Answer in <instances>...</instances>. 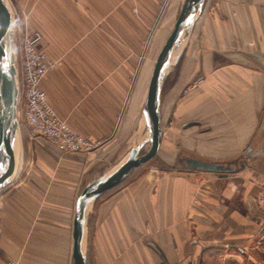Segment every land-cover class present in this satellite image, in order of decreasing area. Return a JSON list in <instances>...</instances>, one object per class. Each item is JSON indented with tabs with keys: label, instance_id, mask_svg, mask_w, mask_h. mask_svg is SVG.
<instances>
[{
	"label": "crops",
	"instance_id": "crops-1",
	"mask_svg": "<svg viewBox=\"0 0 264 264\" xmlns=\"http://www.w3.org/2000/svg\"><path fill=\"white\" fill-rule=\"evenodd\" d=\"M10 1L61 62L40 85L48 103L93 149L65 156L29 142L35 167L18 180V164L0 199V244L8 263L70 264L82 189L135 147L149 149V82L184 0ZM159 113L156 156L102 205L100 231L127 233H104L96 264H161L156 248L166 264H264L255 204L264 187V0L205 1L172 53ZM188 160L228 171H191Z\"/></svg>",
	"mask_w": 264,
	"mask_h": 264
},
{
	"label": "water",
	"instance_id": "water-1",
	"mask_svg": "<svg viewBox=\"0 0 264 264\" xmlns=\"http://www.w3.org/2000/svg\"><path fill=\"white\" fill-rule=\"evenodd\" d=\"M206 0H184L180 14L174 27L163 45L155 62L149 82L145 115L149 127V149L140 154L142 146L132 149L127 160L114 171L104 173L87 184L75 201V212L72 227V249L70 264H87V257L83 251L82 243L85 234L88 209L92 201L102 196L105 192L118 187L136 168L153 159L160 146V87L164 73L172 62V53L180 43L181 36L187 34L200 13ZM13 24L10 11L4 0H0V194L11 184L17 172L16 152L18 125L16 111L18 103V89L15 79L14 67V41ZM181 54L176 55V63ZM18 152V151H17ZM187 169L191 171L227 172L218 165L188 160ZM161 264H166L162 253Z\"/></svg>",
	"mask_w": 264,
	"mask_h": 264
},
{
	"label": "built area",
	"instance_id": "built-area-1",
	"mask_svg": "<svg viewBox=\"0 0 264 264\" xmlns=\"http://www.w3.org/2000/svg\"><path fill=\"white\" fill-rule=\"evenodd\" d=\"M14 41L15 79L18 89L16 121L18 132L25 130L32 138L40 139L56 149L61 155H86L93 144L71 129L48 103L41 82L47 74L61 66L58 60L49 59L42 49V35L29 32L26 16L11 11ZM195 80L183 91H189L199 83ZM255 204L263 215L264 223V187L255 197ZM8 264H15L9 261Z\"/></svg>",
	"mask_w": 264,
	"mask_h": 264
},
{
	"label": "rangeland",
	"instance_id": "rangeland-1",
	"mask_svg": "<svg viewBox=\"0 0 264 264\" xmlns=\"http://www.w3.org/2000/svg\"><path fill=\"white\" fill-rule=\"evenodd\" d=\"M6 4L8 3L11 7V1L10 0H4ZM7 4L10 14L11 10L9 5ZM12 16V14H11ZM20 132V133H19ZM17 132L18 135V156H17V164H19L20 167V173L18 180L22 178V175L26 172L25 170L32 169L31 167H35V161H36V156L32 154V152H28V150H33L35 149L34 145L30 144L29 142L31 140H34L35 138H32L25 130L20 129V131ZM25 150L27 151V155L24 154ZM145 172L144 169L139 170L138 175L141 176ZM127 183V180L122 183L120 186L110 190L109 192H106L99 198L95 199L94 201L91 202L90 207L88 209V217H89V224H86V231L84 234V253L88 254V250H91V263L90 264H96L97 263V250L98 249V244L102 242L101 240L103 239V234L104 233H117V234H126L127 231H100V229L103 227V218L102 215L100 214V211L102 209V205L106 204L110 201V198L114 197L122 188L123 186ZM3 190L1 192V198H4L9 194L11 190ZM1 201V200H0ZM1 204V202H0ZM26 232V231H25ZM28 233V232H27ZM1 243V242H0ZM3 245L0 244V264H8V257L6 255V251L4 248H2ZM5 247V246H4ZM94 249L96 250L94 253Z\"/></svg>",
	"mask_w": 264,
	"mask_h": 264
},
{
	"label": "bare ground",
	"instance_id": "bare-ground-1",
	"mask_svg": "<svg viewBox=\"0 0 264 264\" xmlns=\"http://www.w3.org/2000/svg\"><path fill=\"white\" fill-rule=\"evenodd\" d=\"M9 9V8H8ZM183 37V35L181 36V38ZM180 38V39H181ZM18 146V145H17ZM18 147H16V152H15V154H14V157H15V159H16V153H17V151H18V149H17ZM82 247H83V251H84V239H83V243H82Z\"/></svg>",
	"mask_w": 264,
	"mask_h": 264
}]
</instances>
